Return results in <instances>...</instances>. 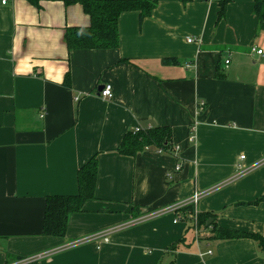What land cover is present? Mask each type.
Instances as JSON below:
<instances>
[{
  "label": "crops",
  "instance_id": "1",
  "mask_svg": "<svg viewBox=\"0 0 264 264\" xmlns=\"http://www.w3.org/2000/svg\"><path fill=\"white\" fill-rule=\"evenodd\" d=\"M152 1L149 16L120 14L116 48L90 50L63 40L89 24L79 2L0 4V264L48 252L27 264H264L253 239L212 236L264 237V57L251 52L264 50V0H228L221 18V0ZM154 126L176 154L118 152L128 131ZM94 155L95 198L63 236L43 235L45 197L76 194ZM194 191L198 233L183 208L138 221Z\"/></svg>",
  "mask_w": 264,
  "mask_h": 264
},
{
  "label": "trees",
  "instance_id": "2",
  "mask_svg": "<svg viewBox=\"0 0 264 264\" xmlns=\"http://www.w3.org/2000/svg\"><path fill=\"white\" fill-rule=\"evenodd\" d=\"M38 5L37 0H30ZM187 2L190 0H181ZM228 0L219 2L220 10L218 17L221 18L225 12ZM79 2L85 14L89 16V24L86 26L66 27L63 40L69 50L71 49H110L118 45L117 21L122 12L138 11L140 17L149 16L155 7L152 0H67ZM262 6V7H261ZM264 12V5L256 2L254 9ZM264 18V13H262ZM64 84L68 86V75L65 76ZM162 148L163 151L172 150L170 142V130L167 127H150L138 131H128L118 148L122 155H134L146 148ZM97 158L91 157L83 164L77 172L78 191L73 195H48L44 201V216L42 233L49 236H63L66 231L68 217L71 213L82 210L87 200L95 198L94 187L97 176ZM188 214L192 211L191 205L183 208ZM207 217L201 213L197 215V226L204 224ZM212 236L217 240H228L237 238H251L264 250V237L258 234L243 233L233 230L222 229L213 226ZM176 248V247H175ZM173 248V249H175ZM172 264V263H169Z\"/></svg>",
  "mask_w": 264,
  "mask_h": 264
},
{
  "label": "built area",
  "instance_id": "3",
  "mask_svg": "<svg viewBox=\"0 0 264 264\" xmlns=\"http://www.w3.org/2000/svg\"><path fill=\"white\" fill-rule=\"evenodd\" d=\"M8 2V0H0V4L4 5ZM187 41H191V39H187ZM251 52H254L256 53L257 55H260L262 57H264V50L260 49V48H256V47H251ZM226 63H228V60H225ZM188 66V65H186ZM99 95L101 96V98H104V99H110L112 98V88H111V85L110 84H104L102 89L100 90L99 92ZM203 106H204V102H201L198 109H203ZM139 127H136V129H134V131H138ZM162 148H157V152L160 153L162 152ZM179 151V147L178 145H174L173 148H172V152L174 154H176L177 152ZM241 159L244 158V155H241L240 156ZM182 164L180 161L177 162L176 166H175V170L178 171L180 170ZM258 166V165H256ZM239 171H241L242 167H238ZM247 169H252V167L250 168H247ZM239 173L236 174V176L238 175ZM241 174V173H240ZM167 178H171V175L170 173L167 174ZM204 193H201L199 191H194V193L188 198V199H185L183 201H180L179 203L171 206V207H167V208H164V209H159V210H156V211H153V212H150L148 213L145 217H140V219H138V221H141L143 220L144 218H149V217H153V216H157V215H161V214H164V213H167V212H175L176 214L182 209L184 208L185 206L187 205H191L192 207V211L189 213V218L191 219L192 221V224H193V227H194V231L195 233L197 232L198 233V226H197V204H198V201L199 199L202 197ZM176 221L180 219V215H177V218H175ZM99 237H102L103 240H107V238L105 237V234L104 233H99L98 235H94L91 236V237H85L84 239H81L75 243H72L70 244L69 246H72V245H76L79 243H82L88 239H98ZM51 252H48V253H42V254H37L33 257H29V258H25V259H22V260H17L16 262H14L13 264H27V263H30V262H34V261H38L40 259H42L44 256L46 255H49ZM212 253V250L211 249H208L205 254H211Z\"/></svg>",
  "mask_w": 264,
  "mask_h": 264
},
{
  "label": "water",
  "instance_id": "4",
  "mask_svg": "<svg viewBox=\"0 0 264 264\" xmlns=\"http://www.w3.org/2000/svg\"><path fill=\"white\" fill-rule=\"evenodd\" d=\"M103 85L99 87V91L102 89Z\"/></svg>",
  "mask_w": 264,
  "mask_h": 264
}]
</instances>
